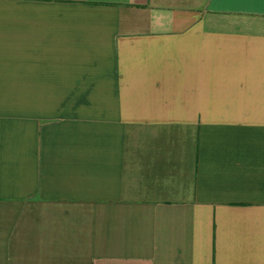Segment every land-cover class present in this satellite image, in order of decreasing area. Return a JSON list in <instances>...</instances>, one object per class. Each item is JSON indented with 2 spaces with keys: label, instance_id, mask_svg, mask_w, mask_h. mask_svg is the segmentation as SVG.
I'll return each mask as SVG.
<instances>
[{
  "label": "crops",
  "instance_id": "crops-1",
  "mask_svg": "<svg viewBox=\"0 0 264 264\" xmlns=\"http://www.w3.org/2000/svg\"><path fill=\"white\" fill-rule=\"evenodd\" d=\"M0 264H264V0H0Z\"/></svg>",
  "mask_w": 264,
  "mask_h": 264
}]
</instances>
